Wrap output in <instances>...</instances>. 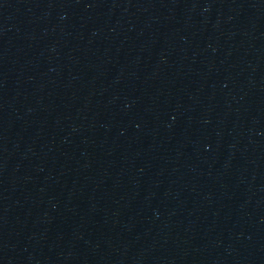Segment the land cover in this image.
<instances>
[{
  "label": "water",
  "instance_id": "water-1",
  "mask_svg": "<svg viewBox=\"0 0 264 264\" xmlns=\"http://www.w3.org/2000/svg\"><path fill=\"white\" fill-rule=\"evenodd\" d=\"M0 264H264V0H0Z\"/></svg>",
  "mask_w": 264,
  "mask_h": 264
}]
</instances>
